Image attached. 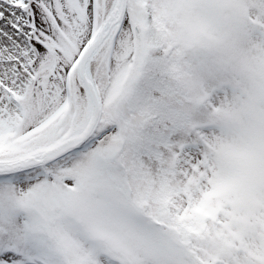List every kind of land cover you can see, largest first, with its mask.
Segmentation results:
<instances>
[{"label":"snow or ice","instance_id":"6c2138e0","mask_svg":"<svg viewBox=\"0 0 264 264\" xmlns=\"http://www.w3.org/2000/svg\"><path fill=\"white\" fill-rule=\"evenodd\" d=\"M0 264H264V0H0Z\"/></svg>","mask_w":264,"mask_h":264}]
</instances>
